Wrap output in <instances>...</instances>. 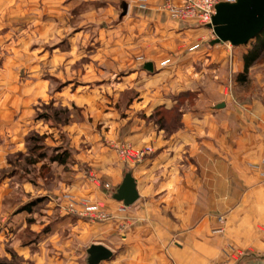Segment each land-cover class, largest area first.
Returning a JSON list of instances; mask_svg holds the SVG:
<instances>
[{"label":"rangeland","instance_id":"rangeland-1","mask_svg":"<svg viewBox=\"0 0 264 264\" xmlns=\"http://www.w3.org/2000/svg\"><path fill=\"white\" fill-rule=\"evenodd\" d=\"M141 1L4 0L7 9L0 11V262L86 264L85 248L99 237V223L111 220L105 202L91 196L93 190H101L110 200L114 191L100 173L104 159L113 165L109 158L113 151L128 163L124 174L130 164L137 165L147 155L130 161L128 150L152 148L107 134L119 131L120 137L131 125L139 130L146 125L147 130L148 123L160 129L155 122L163 117L172 128L175 113L201 108L194 90L176 91L164 85L169 77L198 79L200 72L212 68L210 72L216 73L223 66L234 82L230 56L220 52L217 56L223 64H210L195 52L189 57L182 48L176 64H170V58L160 61L170 57L171 50L159 44L160 33L153 25L141 29L142 17L136 13ZM165 5L159 8L169 14ZM183 21L194 22L193 27L205 33L191 39L190 50H211L207 41L214 39L213 31L198 21ZM155 58L159 70L154 68V73L163 71L158 81L142 68L144 61ZM254 64L264 70V51ZM243 82L244 87L251 84L248 78ZM158 86L171 106L158 103L161 95L149 96L148 90ZM169 109L173 111L163 112ZM59 154L65 157L62 163L56 160ZM102 235L109 239L107 232ZM68 238L70 244L65 245ZM123 241L119 237L109 242L113 255L99 264H147L141 252L131 248L137 240Z\"/></svg>","mask_w":264,"mask_h":264},{"label":"crops","instance_id":"crops-1","mask_svg":"<svg viewBox=\"0 0 264 264\" xmlns=\"http://www.w3.org/2000/svg\"><path fill=\"white\" fill-rule=\"evenodd\" d=\"M3 2L0 0V11L7 9ZM164 3L177 6L180 0H142L136 4L143 5L136 9L142 17L141 29L153 25L160 33L159 44L171 50V56L160 61L170 58V64H176L177 51L182 48L189 57L195 52L210 64H223L217 56L220 52L230 56L234 82L223 66L216 73L210 72L212 68L200 72L198 79L179 74L169 77L164 85L176 91L194 90L201 108L182 110L181 126L171 134L150 123L147 130L146 125L140 130L131 125L120 137L119 131L107 134L149 145L152 152L128 167L139 195L133 204L108 200L103 191L93 190L91 196L105 202L111 220L99 223V237L91 239L88 246L101 243L112 249L109 242L120 237L123 242L137 240V246L131 248L139 250L147 264H264V70L252 64L246 73L251 84L244 87L237 80L244 68V51L238 49L242 45L210 44L212 39H208L211 50H190L191 39L205 35L203 28L170 18L159 8ZM157 59H150L153 71L149 74L154 68L159 70ZM161 74L163 71L154 73L153 78L158 81ZM161 91L159 86L148 90L149 96L161 95L159 104L171 106ZM221 102L224 106L217 107ZM109 156L113 165L104 159L106 165L100 173L115 191L128 163L120 161L113 151ZM129 223L131 227L121 235ZM217 227L222 230L214 231ZM102 232H107L109 239ZM64 242L69 245L70 239Z\"/></svg>","mask_w":264,"mask_h":264},{"label":"water","instance_id":"water-1","mask_svg":"<svg viewBox=\"0 0 264 264\" xmlns=\"http://www.w3.org/2000/svg\"><path fill=\"white\" fill-rule=\"evenodd\" d=\"M207 27L215 36L210 44L227 42L231 46L243 45L264 27V0L219 2L215 5V12ZM142 68L152 72L153 63L146 61L142 64ZM223 106V102L217 105V107ZM110 197L126 206L133 204L139 198L130 169L124 173L121 183ZM112 255V250L101 243H92L85 249L86 264H99L110 259Z\"/></svg>","mask_w":264,"mask_h":264},{"label":"built area","instance_id":"built-area-1","mask_svg":"<svg viewBox=\"0 0 264 264\" xmlns=\"http://www.w3.org/2000/svg\"><path fill=\"white\" fill-rule=\"evenodd\" d=\"M234 0H180V4L175 6L172 3H167L165 8L169 11L171 17L180 20H194L198 21L202 25L209 24L211 22V16L215 12V5L219 2H232ZM151 149L146 148L139 150H128L127 154L132 156L130 161H140L145 154H148ZM100 217H106L105 214H100ZM218 220L221 222L222 217ZM222 227H217L214 231L219 232Z\"/></svg>","mask_w":264,"mask_h":264},{"label":"trees","instance_id":"trees-1","mask_svg":"<svg viewBox=\"0 0 264 264\" xmlns=\"http://www.w3.org/2000/svg\"><path fill=\"white\" fill-rule=\"evenodd\" d=\"M242 46H246V49L244 50L243 56H242L243 63H244L243 72L241 73V76H239V79H237L239 82H243L245 80V75H246L248 68L258 60L261 53L264 51V27L262 28V30L257 35H255L254 38H252L251 40H249L248 42H246ZM157 109L159 111L163 110L162 107L161 108L158 107ZM172 111L173 110L169 109V110H165L163 112L170 113ZM175 114L176 115L172 116V118H174L172 121L173 122L172 128L169 127V125H171V124H168L167 120L164 119V117L160 118L155 123H157L159 128L163 129L167 134H171L172 132H174L176 129H178L181 126V122H180L181 112H178ZM56 160H58V162L62 163L65 160V157H64V155L62 156L61 154H59ZM0 264H11V263L8 261H3V262H0Z\"/></svg>","mask_w":264,"mask_h":264}]
</instances>
